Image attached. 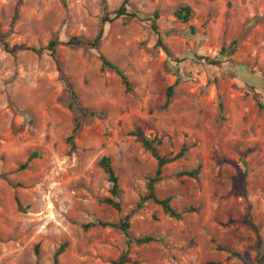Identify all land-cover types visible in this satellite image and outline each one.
Listing matches in <instances>:
<instances>
[{
	"label": "rangeland",
	"instance_id": "obj_1",
	"mask_svg": "<svg viewBox=\"0 0 264 264\" xmlns=\"http://www.w3.org/2000/svg\"><path fill=\"white\" fill-rule=\"evenodd\" d=\"M121 1L0 0V34L17 49L0 44V264H54L62 244L58 264H258L260 256L264 264V0H128L139 18L102 25ZM183 4L187 22L173 14ZM154 11L171 55L155 45ZM100 26L97 48L65 43L92 40ZM51 39L55 58L29 49ZM71 93L95 112L75 133ZM136 127L161 138V153L188 146L163 166L155 193L194 211L174 218L152 200L138 205L157 164ZM103 156L118 178L120 210L103 202L111 196ZM196 167V176L180 173ZM126 214L129 238L150 241L83 226Z\"/></svg>",
	"mask_w": 264,
	"mask_h": 264
},
{
	"label": "trees",
	"instance_id": "obj_2",
	"mask_svg": "<svg viewBox=\"0 0 264 264\" xmlns=\"http://www.w3.org/2000/svg\"><path fill=\"white\" fill-rule=\"evenodd\" d=\"M128 0H122L119 6L112 11H104L101 18L100 23L103 25L105 23H109L113 21L116 18L119 17H127V18H139L140 16L134 12L129 11L127 8ZM174 17L181 21V22H187L190 19V16L192 14L191 7L188 4L180 5L178 8L174 10ZM158 11H154L150 22V29L152 32L156 35V46L161 47L168 55H171L170 51L168 50L167 46L164 44L162 40L161 33L158 29V26L155 22V20L158 18ZM190 29L192 32L195 31L194 26H190ZM103 36V26H100L98 33L95 35V37L92 40H84L78 37H70L65 43L68 45L73 46H90L93 48H97L101 42ZM58 41L57 39H51L46 46L40 47V48H34L30 47L29 49L34 51L35 53L40 54L42 51L46 50L50 56L55 58V47L57 45ZM0 44L2 45L3 49L10 53L16 52V47L10 48L8 47V44L3 41V35L0 34ZM234 42L232 43V46L230 48V52L234 50ZM200 58H203L210 64H216L218 63V59L210 58L208 56H200ZM100 59L102 63V67H107L114 71L121 79V82L124 84L125 90L130 91L131 90V83L128 81L126 75L123 73V71L114 63L109 61L107 58H105L102 54H100ZM173 91V85L169 86L166 91L167 100L164 103L163 107L167 105V102L169 101V97H171ZM73 96V100L70 103V107L75 109L78 114L75 116L74 120V127L72 130V133H75L81 126V123L84 118L87 116L93 115L95 112L94 110H90L88 108L83 107L78 100L76 99V96L71 93ZM75 106V107H74ZM259 106L263 107V104L259 102ZM134 134L139 139L142 146L152 155L153 158L156 160V169L154 172V175L148 178L147 181V191L146 193L141 197L140 201L138 202V205H140L145 200H152L153 202L159 204L162 208V210L167 213L169 216L174 218H180L184 213L194 211L195 208L192 206L184 207L182 209H177L176 207L172 206L170 203V197L165 198H159L155 193V184L159 180H161V172L162 168L165 164L170 163L180 157H182L185 152L188 150V146L186 144H182V146L178 149L176 152H166L161 153L158 149V146L161 144V138L154 136L153 138H149L146 135L143 134L141 129L139 127H136V130ZM69 139H72V135L69 136ZM37 154V152H33L30 154L25 162L19 165V168L26 167L28 161L34 157ZM99 165L103 169V171L106 173L108 181L110 182V194L111 196H107L103 198V202L110 205L116 210H120V194H121V188L118 184V178L113 170L111 160L108 156H103L99 160ZM199 168H193L191 170H183L180 173L182 175L187 176H196L198 173ZM14 199L16 201V205L19 209H21L20 200L17 195L14 196ZM250 223L252 224L251 220L249 219ZM93 225H101V226H116L120 228L124 234L127 236V243H131V241H135L137 243H145L150 241L152 238L149 236H144L140 238L130 239L129 238V232H128V214H126L123 219L119 220L118 222H104V221H96V222H88L84 224L83 226L85 228ZM252 227L254 230H256V227L252 224ZM65 247V244L60 245L58 250L56 251L54 255V264H58V255L63 251ZM264 256V253L262 254ZM257 263L260 264L261 256L257 258ZM123 260L122 257L116 262V264H122ZM204 264H217V262H205Z\"/></svg>",
	"mask_w": 264,
	"mask_h": 264
}]
</instances>
